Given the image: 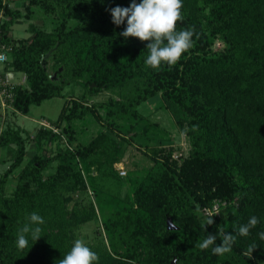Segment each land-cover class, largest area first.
I'll use <instances>...</instances> for the list:
<instances>
[{
    "label": "trees",
    "instance_id": "16d2710c",
    "mask_svg": "<svg viewBox=\"0 0 264 264\" xmlns=\"http://www.w3.org/2000/svg\"><path fill=\"white\" fill-rule=\"evenodd\" d=\"M2 2L6 19L0 20V49L8 50L0 77L7 71L24 76L12 88L15 112L27 114L31 104L61 96L73 81L86 93L127 84L131 94L92 105L77 98L65 101L50 120L52 128L36 130L39 150L19 171L28 136L10 123L0 131V148L10 162L0 175V264H58L73 246L74 228L97 218L88 198L71 210L65 203L67 193L86 189L82 171L94 165L100 178L91 177V187L118 202H108L116 210L101 221L104 237L98 229V242L87 244L99 256L96 264H170L173 259L176 264H264V240L257 235L264 232V0H183L177 30L194 26L199 36L175 65L162 63L158 69L145 64L148 42L120 36L126 21L116 26L106 11L127 7L131 0H28L26 17L39 6L56 15L54 25L47 30L30 23L29 35L18 39L11 27L22 13ZM216 41L221 43L217 49ZM158 94L187 137L188 154L174 158L172 148L148 147L152 164L131 185V197L122 196L126 176L113 169L116 159L99 158L114 138L101 131L89 143L72 147V124L95 115L98 106L110 118H138L137 106ZM52 144L50 155L41 152ZM53 161L55 170L47 174ZM11 175L16 183L6 193ZM217 200L226 204L205 232L201 224L210 216L201 211ZM32 212L45 221L42 236L35 242L29 236L28 247L20 250L17 232ZM253 215L259 223L249 236L237 235L231 252L213 255L211 246H196L208 233L219 244V229L235 235Z\"/></svg>",
    "mask_w": 264,
    "mask_h": 264
},
{
    "label": "rangeland",
    "instance_id": "374dc122",
    "mask_svg": "<svg viewBox=\"0 0 264 264\" xmlns=\"http://www.w3.org/2000/svg\"><path fill=\"white\" fill-rule=\"evenodd\" d=\"M27 2L28 0H3L2 2L7 3L12 9H18L22 13V16L17 19V23L11 27V35L15 39L29 35L27 29L30 23L43 26L47 30H50L54 25V16L56 15L53 16V13L44 12L39 6H32L30 16L26 17L24 14L26 13L25 5ZM3 14L4 12L0 7V20L6 19ZM216 42L214 45L215 49L220 47L221 44L219 43L220 41ZM3 69L4 64L0 63V74L4 72ZM15 76L14 80L17 83H23L24 76L21 73L15 74ZM130 94L131 87L127 84H122L112 89L101 90L100 92L86 93L85 88L78 81H73L63 88L61 96L44 100L38 105L31 104L27 114L15 112L11 104L3 105L0 101V131L10 123L20 126L22 128V135L28 136L26 140L25 160L15 171H19L25 164L26 159L30 158L39 150L34 143L33 136L36 130L42 127L41 122L50 125V120L57 118L65 101H68L70 98H77L88 105H92L107 101L109 98H119ZM136 110L138 112V118L118 116L110 118L106 114V109L98 106L95 110V115L88 114L84 118L74 121L72 124L76 131L75 140L71 144L72 147L89 143L101 131L109 132L114 138V141L110 142V148L104 150L103 157L99 155V158L101 160L115 158L116 161L113 164V169L117 171L118 167H122L126 171V177L121 179L123 182L121 195L128 194L130 197L131 185H135L152 164L151 159L145 152L148 147L172 148L174 158L180 155L186 157L189 149L187 137L179 130L169 112L163 107L159 94L138 105ZM97 117H100V121ZM54 145H44L41 152L46 150L48 151L46 154L50 155L49 150L51 149L52 151ZM119 150L121 153L117 154ZM7 158V150L0 148V175L10 164ZM55 167L56 162L53 161L46 173H53ZM82 175L87 182L86 189L80 190V188H77L74 192L67 193L68 198L65 203L67 209L71 210L74 204L87 203L88 199L91 201L97 218L78 224L74 228V236L75 240L83 239L86 244H95L98 242L97 239L101 236L104 237L101 221L111 211L116 210V205L110 210L108 202L112 203V200L114 204H118V202L117 199H112L104 191V194L101 195L91 187V177L95 179L100 178L98 167L95 165L91 166L88 171H82ZM15 183L16 179L11 175L9 183L6 186V193L13 190ZM106 186L108 190H111L112 187L105 184L103 188L105 189ZM98 229H100L101 236L98 234Z\"/></svg>",
    "mask_w": 264,
    "mask_h": 264
},
{
    "label": "clouds",
    "instance_id": "9594fccd",
    "mask_svg": "<svg viewBox=\"0 0 264 264\" xmlns=\"http://www.w3.org/2000/svg\"><path fill=\"white\" fill-rule=\"evenodd\" d=\"M183 0H131L127 7L116 6L109 11L112 23L116 26L125 24L124 30L119 33L125 39L128 37L138 38L141 42L147 41L146 48L149 55L145 60L147 66L153 69L161 67L162 63L168 66L175 65L182 54L193 47V36L197 38L199 34L195 27L191 26L185 29L177 30V22L183 20L182 14ZM218 214V213H217ZM213 216H210L206 222L201 224V228L206 232V226L213 225ZM27 223L19 228L16 237V247L20 250L28 247V237L35 242L42 235L40 225L45 223L42 216L32 212L27 216ZM259 223V218L251 216L247 223L241 224L236 229V234L226 233L222 228L219 234L222 240L216 244L217 236L208 233L207 237L196 246L201 250L209 249L213 255H224L231 252L232 246L236 241L237 235L246 237L250 235V230ZM258 237L264 240V232H259ZM215 245V246H214ZM256 248L255 243L248 247V253L252 254ZM99 256L92 251L83 239H76L58 264H96Z\"/></svg>",
    "mask_w": 264,
    "mask_h": 264
},
{
    "label": "built area",
    "instance_id": "2783aa9c",
    "mask_svg": "<svg viewBox=\"0 0 264 264\" xmlns=\"http://www.w3.org/2000/svg\"><path fill=\"white\" fill-rule=\"evenodd\" d=\"M7 50L8 48H5V47H2L0 49V63H4L7 61ZM14 79H15V75L12 71H7L5 73L4 79H1L0 77V101H1V104L3 105L5 104L10 105L13 100L12 88L15 84H17V82ZM41 125L43 127L52 128L51 125H48L45 122H41ZM53 130L56 131L55 128H53ZM117 171L121 177L126 176V171L122 167H118ZM225 204H226L225 201H219V200L214 201V203L210 207L204 208L201 211V213L204 216L218 215L220 212V207L224 206Z\"/></svg>",
    "mask_w": 264,
    "mask_h": 264
},
{
    "label": "water",
    "instance_id": "95a60500",
    "mask_svg": "<svg viewBox=\"0 0 264 264\" xmlns=\"http://www.w3.org/2000/svg\"><path fill=\"white\" fill-rule=\"evenodd\" d=\"M170 264H176V263H175V260L173 259V260L171 261V263H170Z\"/></svg>",
    "mask_w": 264,
    "mask_h": 264
}]
</instances>
